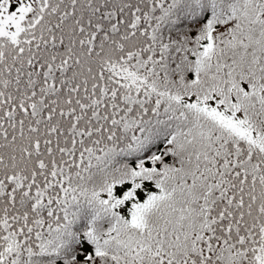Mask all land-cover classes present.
Segmentation results:
<instances>
[{
  "label": "snow or ice",
  "instance_id": "1",
  "mask_svg": "<svg viewBox=\"0 0 264 264\" xmlns=\"http://www.w3.org/2000/svg\"><path fill=\"white\" fill-rule=\"evenodd\" d=\"M0 264H264V0H0Z\"/></svg>",
  "mask_w": 264,
  "mask_h": 264
}]
</instances>
